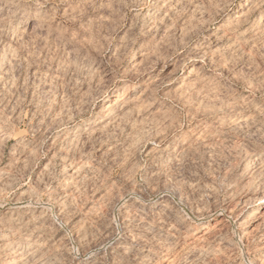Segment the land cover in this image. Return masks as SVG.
I'll return each mask as SVG.
<instances>
[{
    "label": "rangeland",
    "instance_id": "374dc122",
    "mask_svg": "<svg viewBox=\"0 0 264 264\" xmlns=\"http://www.w3.org/2000/svg\"><path fill=\"white\" fill-rule=\"evenodd\" d=\"M264 0H0V264H264Z\"/></svg>",
    "mask_w": 264,
    "mask_h": 264
},
{
    "label": "bare ground",
    "instance_id": "6f19581e",
    "mask_svg": "<svg viewBox=\"0 0 264 264\" xmlns=\"http://www.w3.org/2000/svg\"><path fill=\"white\" fill-rule=\"evenodd\" d=\"M263 202H264V200H263Z\"/></svg>",
    "mask_w": 264,
    "mask_h": 264
}]
</instances>
